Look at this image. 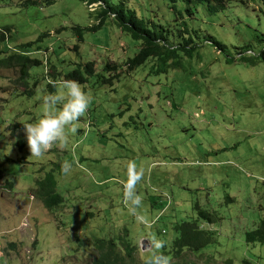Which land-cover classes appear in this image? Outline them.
I'll list each match as a JSON object with an SVG mask.
<instances>
[{"label":"rangeland","instance_id":"obj_1","mask_svg":"<svg viewBox=\"0 0 264 264\" xmlns=\"http://www.w3.org/2000/svg\"><path fill=\"white\" fill-rule=\"evenodd\" d=\"M125 5L166 37L165 50L191 46L129 72L126 62L144 41L112 16L91 30L100 4L0 0V58L26 52L40 62L27 64L24 80L20 69L0 67V264H95L99 239L118 241L119 264H146L150 234L169 248L186 222L213 240L200 251L184 249L170 264H264V243L246 240L264 220V0H227L217 13L184 1ZM77 27L85 29L83 42ZM26 43L34 45L24 51ZM89 62L95 74L81 86L92 102L77 132L66 146L30 157L22 123L43 116L45 95L64 93L48 84ZM106 65L121 72L112 84L103 83L115 73ZM129 161L145 170L138 192L147 224L123 202ZM48 174L63 197L53 210L34 196ZM198 206L214 224L200 218Z\"/></svg>","mask_w":264,"mask_h":264},{"label":"trees","instance_id":"obj_2","mask_svg":"<svg viewBox=\"0 0 264 264\" xmlns=\"http://www.w3.org/2000/svg\"><path fill=\"white\" fill-rule=\"evenodd\" d=\"M36 2L37 0H29ZM57 0H43L46 4H53ZM83 3H86L87 6L91 7L94 4H100L101 20L98 25L91 27L93 31L101 28L108 16H112L118 23V26L123 32H128L131 34L132 38L135 40H143L144 46L136 54L134 58L129 59L126 62V67L129 72L134 71L138 67L145 64L151 57L158 56L162 61H167L175 57V53L179 50H188L191 46L190 42H186V45L182 46L180 49H166L164 43H166V37L164 35L157 34L147 28L145 22L141 20L134 11L126 8V3L131 0H121L120 4L113 5L108 0H78ZM172 3L177 1H184L188 4L191 3H207L209 4V10L212 13H217L226 8L227 0H170ZM78 40L80 42L84 41V32L85 29L77 27L74 29ZM5 34L1 35V38L4 39ZM215 46L219 47L222 50V45L213 38L208 39ZM34 45V43H26L23 45V50H29ZM79 46H76L78 48ZM26 52L19 53L15 52L7 57L0 58V67L15 68L20 69L21 77L20 80H24L28 76L27 64L40 62L35 59H30ZM95 64L94 62H89L85 66H79L72 72L68 73L65 76V80H75L80 84H85L88 82L89 78L95 74L94 71ZM104 71L107 73L115 72L111 74L110 78L104 79L103 83H113L114 80L119 79L121 72L118 71V67L113 65H106ZM49 90L54 91L53 83L48 84ZM21 145L22 142H19ZM4 178V171L0 169V179ZM38 185V191L34 195L38 200H40L47 209L53 210L59 207L63 202V197L57 192V182L51 174H48L44 180L36 182ZM8 188H13L12 182H7ZM200 218L208 221L211 224L215 223L213 215L208 211L202 209L198 206ZM202 228V227H201ZM198 223L196 222H186L183 225L178 226L179 237L173 242L171 246H166L163 249L165 255H167L172 261V258L179 256L184 249H190L194 252L200 251L201 249L208 246L213 240V234L210 231L202 230ZM126 249L132 251L131 244L127 242L126 237L120 238L123 241ZM246 240L248 243H264V220L261 221L258 228L246 233ZM124 242V241H123ZM97 250L101 253L100 258L96 261L95 264H119V254L117 252L119 248V243L114 239H99L95 242ZM15 245H12V248H15ZM244 264H249L245 262Z\"/></svg>","mask_w":264,"mask_h":264},{"label":"clouds","instance_id":"obj_3","mask_svg":"<svg viewBox=\"0 0 264 264\" xmlns=\"http://www.w3.org/2000/svg\"><path fill=\"white\" fill-rule=\"evenodd\" d=\"M52 83L55 88H63L64 93L45 95L42 98L45 106L43 116L34 123H22L30 157H42L55 146H66L69 142V133L77 132L78 123L87 115L92 102V97L85 92L78 81L65 80ZM71 167L72 165L66 161L61 165V170L67 174ZM144 172V168L138 167L135 161L128 162L127 180L123 182V202L130 212L136 215L138 222L147 224V218L139 212L143 204V196L138 192V185L144 178ZM145 247L153 249L146 264H170L169 257L163 252L166 241L155 233L150 234Z\"/></svg>","mask_w":264,"mask_h":264},{"label":"crops","instance_id":"obj_4","mask_svg":"<svg viewBox=\"0 0 264 264\" xmlns=\"http://www.w3.org/2000/svg\"><path fill=\"white\" fill-rule=\"evenodd\" d=\"M16 188V185H13V190ZM35 190V189H34Z\"/></svg>","mask_w":264,"mask_h":264},{"label":"built area","instance_id":"obj_5","mask_svg":"<svg viewBox=\"0 0 264 264\" xmlns=\"http://www.w3.org/2000/svg\"><path fill=\"white\" fill-rule=\"evenodd\" d=\"M6 33V31H4Z\"/></svg>","mask_w":264,"mask_h":264},{"label":"water","instance_id":"obj_6","mask_svg":"<svg viewBox=\"0 0 264 264\" xmlns=\"http://www.w3.org/2000/svg\"><path fill=\"white\" fill-rule=\"evenodd\" d=\"M148 249V248H147Z\"/></svg>","mask_w":264,"mask_h":264}]
</instances>
